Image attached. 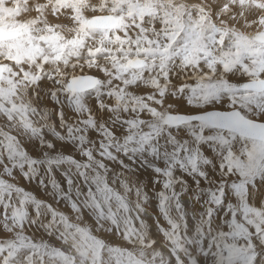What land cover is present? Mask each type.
<instances>
[{
  "label": "snow or ice",
  "instance_id": "6c2138e0",
  "mask_svg": "<svg viewBox=\"0 0 264 264\" xmlns=\"http://www.w3.org/2000/svg\"><path fill=\"white\" fill-rule=\"evenodd\" d=\"M0 264H264V0H0Z\"/></svg>",
  "mask_w": 264,
  "mask_h": 264
}]
</instances>
